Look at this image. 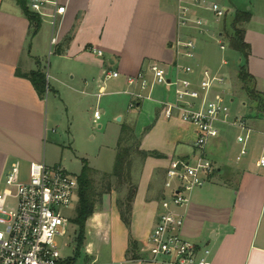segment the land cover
<instances>
[{
    "label": "crops",
    "instance_id": "0c3cea01",
    "mask_svg": "<svg viewBox=\"0 0 264 264\" xmlns=\"http://www.w3.org/2000/svg\"><path fill=\"white\" fill-rule=\"evenodd\" d=\"M57 1L65 6L64 13L57 15L54 25L49 16L38 15L40 27L32 36L29 19L20 4L16 0H0V190L12 163L18 162L23 179L28 178L32 162L48 164L44 150L48 136L54 133L49 127L50 107L62 103L74 120L82 112H90L95 99L94 110L100 114L95 121L103 133L109 123L118 121V138L122 126H128L140 137V149L156 151L162 157L148 156L143 161L130 228L121 220L114 192L104 193L86 223L85 249L90 257L87 264H167L168 257L151 262L149 253L141 249L140 259L128 258L126 252L130 236L140 248L146 246L164 191L162 183L158 197L151 194L153 179L156 175L157 192L159 176L164 182L170 160L196 153V127L178 117L169 119L163 115L160 101L173 98L172 87L141 90L139 84H128L127 77L143 72L151 79L149 66L153 63L173 68V42L179 37H192L197 43V56L190 62L198 69L208 68L225 76H221L224 81L215 90H229L225 85L231 69L224 65L229 64L231 55H223L230 48L224 43V30L230 32L234 14L240 10L251 15L241 24L250 45L246 68L256 89L264 95V30L259 27L260 19L264 23L263 13L248 1L228 0L234 10L231 14L223 0H210L225 6L228 13L225 18L216 19L209 10L194 7L192 14L205 21L203 31H199L178 24V0ZM53 10L51 6L47 12ZM221 43L226 48H220L222 57L216 63ZM50 45L53 53L46 70L43 62ZM94 49L103 50L104 54L99 56ZM239 60L243 61L241 57ZM38 68L46 73L48 89L44 97L38 95L28 78L16 72ZM114 71L119 73L117 77L111 75ZM232 73L238 78V70ZM137 92L144 97L136 98L133 93ZM227 97L228 102L234 100ZM243 97V107L233 109L231 118L242 119L244 127L239 126L236 135L227 138L223 136L225 126L219 124V135L211 138L205 148L206 156L207 149L213 156L214 174L195 188L188 204L179 209L184 216L183 236L208 248L211 264H264V165L257 164L264 155V106L250 104ZM102 119L104 125L100 123ZM239 135L244 136V143L238 142ZM243 146L249 152L237 160Z\"/></svg>",
    "mask_w": 264,
    "mask_h": 264
},
{
    "label": "built area",
    "instance_id": "2783aa9c",
    "mask_svg": "<svg viewBox=\"0 0 264 264\" xmlns=\"http://www.w3.org/2000/svg\"><path fill=\"white\" fill-rule=\"evenodd\" d=\"M28 7L40 17L49 16L54 25L56 17L64 13L65 6L57 0H28ZM53 12H47L49 7ZM194 7L209 10L216 19L228 13L225 6L210 0H178V24L203 31L204 19L192 14ZM55 41V38L52 39ZM176 62L171 69L153 63L148 79L145 73L128 76L130 85L139 84L141 90L154 86L173 88V98L161 100L165 118L178 117L196 127L194 147L196 153L186 158L170 160L163 182L164 191L159 201L156 222L145 247L149 261L158 262L168 257L167 264H211L210 250L185 238L182 234L184 216L179 211L189 202L190 193L204 185L214 174L216 166L205 154L208 141L219 134V122L244 127L240 118H231L227 93L217 92L215 86L223 77L208 68L198 69L191 60L196 59L197 43L192 37H179L173 42ZM221 49H225L223 43ZM99 56L103 50L94 49ZM225 64L226 60H222ZM117 77V71L111 72ZM136 98L142 92L133 93ZM133 106V104H132ZM98 120L100 114L96 113ZM244 143L243 135L237 137ZM248 149L243 146L236 156L240 160ZM264 165V155L257 161ZM78 177L68 173L61 165L32 162L28 178L23 179L18 162L11 164L0 190V264H64L58 238L68 225L64 209L74 208L78 201Z\"/></svg>",
    "mask_w": 264,
    "mask_h": 264
},
{
    "label": "rangeland",
    "instance_id": "374dc122",
    "mask_svg": "<svg viewBox=\"0 0 264 264\" xmlns=\"http://www.w3.org/2000/svg\"><path fill=\"white\" fill-rule=\"evenodd\" d=\"M242 1H248L249 5L251 4L252 6L254 5L255 7H258L261 13L264 14V0ZM221 2L222 4L224 3V5L228 6L230 8L231 14H233L234 10L232 9V4L228 0H223ZM263 14L262 16L264 17ZM260 21L259 27L264 30V23L261 19ZM224 33L225 36L229 38V35L232 33V28L230 32L229 30H224ZM226 37L224 39V43L229 46V42ZM221 51L222 50L220 49V47H218L216 53L217 55L215 57L216 63H220L222 57ZM52 53L53 45H50L49 51H47V57L45 56L43 62V65L45 66L46 70H49V60ZM223 55H231V60L229 64L224 65L225 69L230 68L233 72L237 70L239 72L240 67L242 65H246L245 59H243V61L239 60L240 57L242 58V55L239 52H235L230 48H227V50L224 51ZM231 70H229L227 74L229 78L226 79V81L228 80V83L225 85V87L229 88V93L227 94V96H232L234 98L233 101L228 102L230 108V115L232 114L233 109H235L237 106H239L240 108L243 107L242 102L245 101L243 95H245L246 98L249 99L248 101L250 104L251 102H254V104H259L258 107H263L264 104L260 103L259 101V98L263 96L260 94H263V92L258 91L255 85L254 87H251L253 84L251 80H248L245 83L240 81L239 78L236 77V73H232ZM218 75L223 76L221 74ZM244 85L245 88H243ZM249 91L252 92V94H250ZM257 94L259 95V98L257 97ZM51 95L52 93H50L49 96ZM91 105L92 109L89 110L90 112H82V114L76 117L74 120L72 118V115L69 113V111H67V108L62 103H56L53 108L50 107L49 127L51 129H54V133H50L45 145V161L48 164H59L68 173L78 176L81 172L83 161L86 160L91 167L99 168V170L96 169V172L93 174L96 188L98 190L105 189L108 183L111 184L113 187L112 191L116 196L115 203H117V200L123 201L125 199L128 189L130 187L126 182L118 183L116 177L111 175L117 152L116 143L118 139V134H116L117 130L115 129V127L118 126L119 123L118 121H113L109 123L106 133H103L102 130L97 127V121H95V115L96 113H99L98 111L94 110L96 107L95 99L91 101ZM236 115L239 116V112H236ZM100 123H103L104 125V119H102ZM219 124H221L222 127L225 126L223 128V132H225V134L223 133V136L227 135V138L235 136L236 133L240 130L237 124L233 125L222 122H219L218 125ZM77 127H81V129H77ZM222 141L226 143L228 142L224 137L222 138ZM133 145H135V139L129 136L123 142V146ZM207 153L210 156H208V158L211 159L213 156L211 152L208 151V149ZM254 154L256 155V152H253V155ZM144 160L145 158H143L140 154L133 153L131 166V171L133 170V174H131V185L133 187H138L137 177ZM159 179L160 180H158L157 183V192L156 175L153 179V190L151 191V194H154V197H158V195L161 193V186L163 183L162 175L159 176ZM76 206L77 204L74 206V208H66L63 210L64 214L69 217V222L64 231V234L60 238H58L64 264H68V260L70 261V259L73 258L75 253L78 227L71 221V219L75 216ZM89 261L90 257L86 252L84 240L83 245L80 248V254L76 259L75 264H87Z\"/></svg>",
    "mask_w": 264,
    "mask_h": 264
},
{
    "label": "trees",
    "instance_id": "16d2710c",
    "mask_svg": "<svg viewBox=\"0 0 264 264\" xmlns=\"http://www.w3.org/2000/svg\"><path fill=\"white\" fill-rule=\"evenodd\" d=\"M16 1L20 4L25 15L29 19L31 35H35L40 27V17L38 16V14L28 9L26 0ZM250 17L251 15L249 14V12L237 10L231 23L232 33L228 38L230 48L238 51L242 55V59H245L246 62L250 55V45L245 41L244 29L241 27V24L248 21ZM16 72L18 73V75L28 78L32 82L38 95L40 97H44L48 89V83L46 79V73L41 68L31 70L27 73H22L19 70H17ZM238 78L243 83L251 80L253 83L252 86L250 85L251 87H254L255 85L253 77L247 71L246 65H242L240 67ZM249 93L252 94V92L250 91ZM257 97L259 98V95ZM259 101L260 103L264 104V95L259 98ZM128 136L135 139V145L123 146V142L126 140V138H128ZM133 153L140 154L143 158H146L148 156L162 157V154L156 151H145L140 149V137H137L134 134L133 129L123 125L117 142V152L111 175L116 177L118 183L126 182L130 186L125 199L123 201L117 200L116 203L121 220L128 228H130L131 224L132 203L137 190L136 186L133 187L131 185V166ZM95 172L96 169L91 167L88 162L84 160L81 172L77 176L79 189L78 203L75 208L76 213L75 216L71 219V221L78 227L76 248L74 256L72 259H70V261L68 260V264H75V261L80 254V248L85 240L86 223L88 219L93 215L96 208L100 205L104 193L111 192L113 190L112 185L109 183L106 185L105 189L98 190L93 178V174ZM139 251V242L130 236L126 255L131 259H140Z\"/></svg>",
    "mask_w": 264,
    "mask_h": 264
},
{
    "label": "water",
    "instance_id": "95a60500",
    "mask_svg": "<svg viewBox=\"0 0 264 264\" xmlns=\"http://www.w3.org/2000/svg\"><path fill=\"white\" fill-rule=\"evenodd\" d=\"M117 119L120 120V117H118Z\"/></svg>",
    "mask_w": 264,
    "mask_h": 264
}]
</instances>
